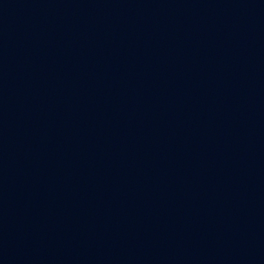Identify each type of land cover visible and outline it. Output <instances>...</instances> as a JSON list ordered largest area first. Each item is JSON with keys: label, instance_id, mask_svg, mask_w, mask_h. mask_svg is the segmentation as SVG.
<instances>
[{"label": "water", "instance_id": "obj_1", "mask_svg": "<svg viewBox=\"0 0 264 264\" xmlns=\"http://www.w3.org/2000/svg\"><path fill=\"white\" fill-rule=\"evenodd\" d=\"M0 264H264V0H0Z\"/></svg>", "mask_w": 264, "mask_h": 264}]
</instances>
